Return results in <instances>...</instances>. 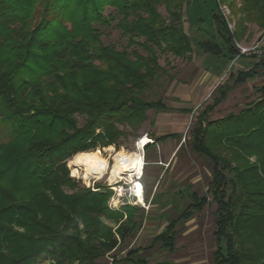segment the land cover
<instances>
[{
    "label": "trees",
    "instance_id": "1",
    "mask_svg": "<svg viewBox=\"0 0 264 264\" xmlns=\"http://www.w3.org/2000/svg\"><path fill=\"white\" fill-rule=\"evenodd\" d=\"M189 2L0 0V113L13 124L11 138L0 142V264H34L39 256L52 258L51 264H105L100 258L141 223L143 213L135 217L139 207L110 209L112 191L98 183L97 190L80 186L66 161L97 146L118 147L130 134L125 127L135 133L148 109L170 110L161 97L147 98L168 75L157 51L183 57L194 43L199 53L230 61L238 55L233 39L248 24L264 34V0H240L239 6L228 0L234 32L215 0L212 16L221 40L197 25L193 42L184 28ZM161 5L167 16L158 11ZM106 7L113 11L105 14ZM115 18L127 37L120 50L104 43L99 28ZM258 66L229 73L232 85L253 78ZM231 88H216L190 130L191 149L211 162L206 193L192 192L150 247L158 243L173 252L175 225L214 202L212 264H264V84L237 112L208 119ZM102 216L120 222L118 238ZM140 251L118 252L110 264H180L149 263Z\"/></svg>",
    "mask_w": 264,
    "mask_h": 264
},
{
    "label": "rangeland",
    "instance_id": "2",
    "mask_svg": "<svg viewBox=\"0 0 264 264\" xmlns=\"http://www.w3.org/2000/svg\"><path fill=\"white\" fill-rule=\"evenodd\" d=\"M219 12L225 17L227 21V27L231 32H234L236 27L234 23V17L230 12L228 6V0H216ZM237 6L240 4V0H234ZM217 6L215 0H190L189 4L184 9V28L187 34L190 36L191 40L195 42L196 37L198 38L199 33H196L195 26L201 25L210 35L215 36L217 39L221 40L220 36L216 32V27L213 22V12L217 11ZM113 11V8L106 7L105 14ZM158 11L167 16L164 7L161 5L158 7ZM117 19L115 18L110 22L109 25L100 26L102 32V40L105 44H112L117 49H122L127 43V37L121 34L120 29L116 26ZM264 34L262 31L254 24H248L247 29L244 31L243 35L238 38L233 39V46L236 49L238 54L231 62L230 65L228 60L222 59L220 56H214L211 54L199 53L196 49L194 43H192L193 51L190 54H185L183 57H175L168 53H161L157 51L158 62L160 65H165L167 67L168 75L164 77L163 84L154 88V93H147V98L156 99L161 97L163 102L170 107L169 111L177 110V107L184 106L185 100L184 93H191L195 84L203 80L205 70L212 73L214 82L211 85V90L209 91L207 97L203 100V103L196 105L197 98L200 94H203L201 88L196 89V93L193 97V102L187 104L191 107V113L187 116L188 123L183 132L182 138L186 135V139L183 141L182 150L178 153L177 157L173 162H168V169H173L179 167L180 172L186 174L185 177L187 184H185L186 189L183 191L184 194L194 191L198 195L205 194L208 188L209 181L211 179V162L196 152H194L190 147V130L193 127V124L196 120V117L204 109V107L213 102V99L216 95V88L224 83H227L228 86L232 88L227 92L225 98L217 105H215L212 110L207 114L208 119H216L226 115L229 112H237L245 104L254 100L258 97L257 88L264 84ZM239 46L248 49L245 53H240ZM139 52L145 53L140 47L134 46ZM133 48L128 47L127 51ZM239 57V58H237ZM250 66H248V63ZM259 63V66L256 69L255 76L253 78L246 80L243 83H237L232 85V79H230L229 73L237 74L239 70H246L245 68H250L253 63ZM223 74V75H222ZM220 76V77H219ZM173 77V80L170 78ZM167 111V110H166ZM177 111L188 114V110L181 108ZM164 111H155L153 109H148L146 111V119L142 122L139 129L132 133L129 127H125L130 134L121 141V144L116 147L115 144H110L107 146L99 147L97 150L101 152L102 155L108 158V161L111 162L109 156L110 152H103L109 146H114L115 149H125L126 151L136 150L134 142L135 140L144 133L151 134L153 131V126H158ZM161 118H159V117ZM0 142H5L11 138L13 135V124L9 119H6V116L3 112L0 113ZM165 120V117H164ZM162 125V124H161ZM170 122L164 124L167 128L169 127ZM171 126V125H170ZM119 128H122L119 125ZM98 131V130H97ZM185 134V135H184ZM173 139V140H171ZM167 141L171 140L174 142L176 139L168 137ZM168 143V142H165ZM163 143V145L165 144ZM156 145H149L146 148L147 152H153L156 148ZM137 151V150H136ZM75 155V154H74ZM72 158V157H71ZM71 158L66 161V165L69 168V176L77 180L80 186H94L101 184L104 188L110 181V174H106L102 179L93 178H83L79 176H74L71 172ZM253 160V157L251 158ZM147 161V162H146ZM145 166L144 172L147 169H151L154 166L148 162V155H145ZM174 166V167H173ZM163 167V166H162ZM144 174V173H143ZM195 179L193 183H190V179ZM163 182V181H162ZM161 182V185H162ZM185 182V183H186ZM164 183V182H163ZM119 185L122 187V192L126 194L122 196V203L130 204L133 206L139 207L137 212H135V217L138 219L139 215L143 213L141 223L138 227L132 232L131 236L128 237L124 242L120 243L115 251H108L104 257L100 258V261L105 264H110L112 261V256L119 252L120 256L124 254L130 248L139 247L141 249L140 255L145 256L149 263H154L161 260H171L178 262L180 264H212V252L215 248L214 238H213V229H214V210L215 203L210 202L203 206L201 210H196L193 212L192 216L186 220L179 221L175 225V230L177 232L176 236V247L173 252H169L161 248L160 244H155L152 247V239L158 233H160L168 221L171 218L177 217L182 210L186 207L187 202L191 201V198L187 195L183 199H169L168 203L165 198L155 206L146 205L147 208H143L140 204L133 203L132 198L128 196V187L130 186L129 179L123 177V180L119 182ZM164 194H167L168 191L164 190V184L161 186ZM112 191V190H111ZM67 193H70V190H66ZM113 193H110L108 201ZM211 199V195H208ZM118 198V197H117ZM120 205V206H121ZM118 208H109L112 210H119ZM122 218V220H124ZM101 220L112 228L115 236L116 228L119 226L120 222L114 220L113 218L101 217ZM78 228L83 230V224L78 223ZM71 232V231H70ZM84 236V235H83ZM54 260L48 256H39L36 259L34 264H51ZM74 262L72 264H76Z\"/></svg>",
    "mask_w": 264,
    "mask_h": 264
},
{
    "label": "crops",
    "instance_id": "3",
    "mask_svg": "<svg viewBox=\"0 0 264 264\" xmlns=\"http://www.w3.org/2000/svg\"><path fill=\"white\" fill-rule=\"evenodd\" d=\"M231 61L232 60L229 61L228 65H230ZM248 66H250L249 63ZM207 69L205 70L203 80L194 85L191 93L183 94L184 95L183 99L185 100L184 106L177 107L178 109L181 108L187 109L188 114L177 111L178 109L172 111L169 110L164 111L163 113L164 115L161 116L163 120H160L161 122H159L158 126L156 127L153 126L152 133L148 134L151 137H153L155 141L153 144H149V145H156L155 146L156 149L153 151L155 155H153V153L151 152H147L145 149V155H148V162L150 164L160 165V166H154L153 168L151 167V169H147V171L144 172L141 180L144 189L143 200L146 203H148L150 206L157 205L162 200L164 201L165 198H168L166 200H168L167 202L170 203L169 199L171 198L183 199L188 195L186 193L184 194L183 192L186 189L185 184H187V182L185 177L187 175L180 172L179 167L168 169L169 166L167 163L173 162V160L177 157L178 153L182 150L183 144L185 143L182 141V136L188 123L187 116L191 113L192 110L191 107H185V106H188L187 104H191L193 102V97L198 87L201 88L203 94H200V96L197 98L196 105L203 103V100L207 97L209 91L211 90V85L214 82V78H217L216 76H213L212 73L208 72ZM169 122L171 126L169 125L168 128L164 126V124L166 123L168 124ZM168 137L175 138L176 139L175 144L174 142L171 141L173 139L167 141L166 138ZM185 139H186V135H185ZM163 143L165 144L163 145ZM193 181H195V179L191 178L190 183H193ZM161 182L162 185L164 184V190L168 191L167 194L160 192L162 191ZM192 192L194 191H190L188 195L189 198H191ZM189 203L190 201L187 202L186 206ZM172 219L173 218H171L170 220Z\"/></svg>",
    "mask_w": 264,
    "mask_h": 264
},
{
    "label": "bare ground",
    "instance_id": "4",
    "mask_svg": "<svg viewBox=\"0 0 264 264\" xmlns=\"http://www.w3.org/2000/svg\"><path fill=\"white\" fill-rule=\"evenodd\" d=\"M143 141H147L145 137ZM110 151L111 162L101 154L99 150L78 152L71 158V172L74 176L83 178L102 179L106 174H110V184L115 183L124 176L128 179L140 175L143 158L136 150L126 151L125 149H113L112 146L105 148ZM136 193L138 202H143L141 194V184L137 181Z\"/></svg>",
    "mask_w": 264,
    "mask_h": 264
},
{
    "label": "built area",
    "instance_id": "5",
    "mask_svg": "<svg viewBox=\"0 0 264 264\" xmlns=\"http://www.w3.org/2000/svg\"><path fill=\"white\" fill-rule=\"evenodd\" d=\"M239 49H240V53H245L248 49L246 48H243L241 46H239ZM147 138V141H143L144 138ZM185 140V136L182 138V141ZM155 141H154V138L151 137L150 135H148V133H144L142 134L141 136H139L135 142H134V145H135V148L137 150L138 153H141L142 155V158H143V164H142V169H141V173L140 175H135V177H132L131 179H129V183H130V186L128 187V196L130 198H132L133 200V203L135 204H140L143 208H147L146 205L148 204H145L144 200L143 202H138V195L136 193V183L137 181L141 184V194H142V198H143V195H144V189H143V184H142V177H143V173H144V166L146 164L145 162V149L146 147L149 145V144H153ZM105 149V148H103ZM113 149H115V147L113 146ZM103 152H110V151H106L104 150ZM94 180V179H93ZM123 178H119L115 183L113 184H110L108 182V184L106 185V188L112 190V195L108 201V206L110 208H118L122 203V200H120L122 197H121V194L123 196V194L125 195L126 192H122V187L119 185V182L122 181ZM94 184L95 182H93L92 186H90V188L92 190H97L99 188H94ZM118 197V198H117Z\"/></svg>",
    "mask_w": 264,
    "mask_h": 264
}]
</instances>
